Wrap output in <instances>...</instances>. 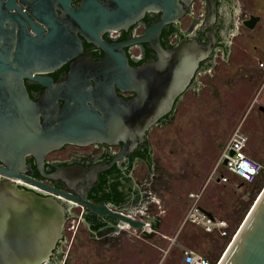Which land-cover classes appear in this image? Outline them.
Returning a JSON list of instances; mask_svg holds the SVG:
<instances>
[{
    "label": "flooded vegetation",
    "instance_id": "obj_1",
    "mask_svg": "<svg viewBox=\"0 0 264 264\" xmlns=\"http://www.w3.org/2000/svg\"><path fill=\"white\" fill-rule=\"evenodd\" d=\"M136 1L124 0L123 7L131 9ZM83 2L84 0H70L69 6L77 9ZM16 3L25 12L29 32H32L29 20L45 32L50 26H57L59 22L56 23L49 15V10L54 9L65 28L71 29L76 35L71 43L76 52L74 55L50 71L34 74L50 80L49 87L35 77H22L26 94L34 103H42L49 88L57 94L54 100L56 108L45 104L36 108L39 125L44 122V116L51 112L56 113V116L64 115V108L80 98H84L85 104L92 107L96 114L103 115V111L112 110V92L125 102L136 100V105L126 106L124 109L116 107V112L121 110L125 122L142 125L143 118L139 117V120L137 115L152 112L148 105L145 106V99L146 104H151L155 96L164 95L160 90L170 79L167 73L175 54L182 49L200 56L204 54L198 60L185 89L174 98L171 107L149 125L142 140L128 142L120 138L94 139L84 143L64 140L53 149H31L24 154L20 163L7 155L4 144L0 145V178L14 175L11 179L22 189L45 197L55 196L71 203L64 225L70 222L71 226H85L97 233H110L119 226V220L110 214L93 212L79 203L78 199L84 197L96 207L129 213L135 219L147 216L151 220V226L156 227L159 222L158 214L145 213V210H148V203H155V185L164 179L165 173L158 164L151 134L172 123L182 96L190 87L198 86V77L214 65L216 56L226 57L229 54L233 43L231 39L238 33L240 25L245 27L242 21L252 13L246 16L242 14L243 8L238 0H174L166 21H163L160 9L134 12L118 19L115 15L120 8L117 0H92L88 11L89 25L81 28L72 16L62 10L57 0H24V4L16 0ZM112 11L116 13L112 15ZM113 18H117L119 22L113 23ZM143 36L147 40H141ZM96 39L120 45L132 68L146 63L154 65V70L160 75L152 82L141 85L142 89L148 90L145 97L143 92L140 94L128 86L121 88L112 81L111 75L100 73L98 65L104 60L106 53ZM76 64L81 66L80 72L90 71V74L71 75V67ZM109 64L111 65L110 62ZM5 77L0 75V121L8 119L10 123L16 119L17 108L14 106V96L3 95L6 94ZM22 110L24 118L29 116L31 111L26 105ZM11 132L12 135L15 134L14 131ZM3 133L0 131V136ZM11 161L17 163H7ZM161 186L167 187L164 183ZM62 194H67V197ZM63 240L64 234L57 243L54 254L45 264H63Z\"/></svg>",
    "mask_w": 264,
    "mask_h": 264
},
{
    "label": "water",
    "instance_id": "obj_2",
    "mask_svg": "<svg viewBox=\"0 0 264 264\" xmlns=\"http://www.w3.org/2000/svg\"><path fill=\"white\" fill-rule=\"evenodd\" d=\"M57 1L62 10L72 16L81 28L89 25L88 11L92 0H84L77 9L69 6L70 0ZM19 2L24 4V0ZM117 2L120 6L119 13L112 11L111 14L116 13L118 19L128 17L134 12L160 9L163 12V21H166L168 12L174 6V0H137L130 9L123 7L124 0ZM49 15L56 23L59 22L57 26L54 24L45 32L29 20L32 29V32H29L25 12L16 0H0V75L6 76L4 81L6 94L3 95L14 96V106L17 108L16 119L10 122L11 124L8 119L0 121V131L4 132L0 136V145L4 144L7 155L17 159L19 163L22 162L24 154L31 149L39 148L42 151L53 149L64 140L84 143L94 139L120 138L128 142L144 139L149 125L160 117L164 110L171 107L174 98L189 83L198 60L204 56L192 53L188 49H182L175 54L167 73L170 79L160 90L164 95L155 96L151 104H146L145 99V106L148 105L152 112L137 115L139 120L143 118L142 125L125 122L121 110L116 112V107L124 109L126 106L136 105V100L125 102L113 92L110 97L112 110L103 111V115L96 114L92 107L85 104V99L80 98L73 100L64 108V115L56 116V113L51 112L44 116V122L39 125L36 108L43 104L56 108L54 100L57 94L49 88L42 103L41 101L34 103L26 94L22 77H35L49 87L50 80L34 74L50 71L76 53L71 46L72 39L76 38L74 31L65 28L54 9L49 10ZM259 18V15L250 14L242 23L246 28L253 29ZM118 19L113 18V23H118ZM141 40L147 38L143 36ZM96 41L106 53L104 60L98 65L100 73L111 75L112 81L121 88L128 86L140 94L143 92L142 95L145 97L148 90L142 89L141 85L152 82L160 75L154 70V65L146 63L141 67L132 68L128 65L127 57L120 45L107 44L98 39ZM80 69L81 66L73 65L70 74H90V71L80 72ZM25 105L31 112L24 118L22 107ZM259 108L264 111V107ZM11 131L15 134L12 135ZM222 163L225 164L226 160L223 159ZM8 177L0 178V264H45L54 254L57 243L63 236L64 223L70 212L71 203L55 196L45 197L22 189L11 179L14 175ZM62 195L67 197V194ZM78 202L93 212L110 214L119 220V226L116 228L125 225L146 230L151 226L150 218L144 215L140 219H135L129 213L96 207L84 197L78 199ZM201 210L207 216L213 217L210 211L204 208ZM219 264H264V189Z\"/></svg>",
    "mask_w": 264,
    "mask_h": 264
},
{
    "label": "rangeland",
    "instance_id": "obj_3",
    "mask_svg": "<svg viewBox=\"0 0 264 264\" xmlns=\"http://www.w3.org/2000/svg\"><path fill=\"white\" fill-rule=\"evenodd\" d=\"M238 1L242 14L260 19L253 29L240 25L229 54L215 57L214 65L198 77V86L190 87L180 99L172 123L151 134L165 174L155 185V203L149 201L145 213H157L158 225L97 233L66 223L63 264H182V247L191 248L210 264L221 259L264 188V111L259 108L264 107L260 66L264 63V0ZM237 127L248 137L247 154L263 165L250 183L229 173L223 163L211 175ZM218 174L229 181H218ZM191 193L198 195L200 206L226 223L224 235L182 223L193 200Z\"/></svg>",
    "mask_w": 264,
    "mask_h": 264
},
{
    "label": "built area",
    "instance_id": "obj_4",
    "mask_svg": "<svg viewBox=\"0 0 264 264\" xmlns=\"http://www.w3.org/2000/svg\"><path fill=\"white\" fill-rule=\"evenodd\" d=\"M260 66L264 69V63ZM247 143V135L242 132L239 127L235 128L226 142L219 161L211 175L217 173L218 165L225 159L226 163L224 166L229 173L235 175L242 182H253L263 169V165L257 159L247 154L245 151ZM218 181L227 183L229 179L226 175L218 174ZM189 195L193 200L182 223L190 222L202 227L206 232L211 233L216 231L224 235L226 223L221 219H216L214 216L212 218L207 216L206 213L201 210L202 207L198 203V195L193 193ZM182 264H210V262L191 248L182 247Z\"/></svg>",
    "mask_w": 264,
    "mask_h": 264
},
{
    "label": "bare ground",
    "instance_id": "obj_5",
    "mask_svg": "<svg viewBox=\"0 0 264 264\" xmlns=\"http://www.w3.org/2000/svg\"><path fill=\"white\" fill-rule=\"evenodd\" d=\"M263 189H264V188H263ZM263 189H262V190H263ZM261 192H262V191H261ZM261 192H260V193H261ZM259 195H260V194H259ZM259 195H258V196H259ZM257 198H258V197H257ZM256 200H257V199H256ZM256 200H255V202H256ZM255 202H254V204H255ZM254 204L252 205V207L254 206ZM252 207H251V208H252ZM250 210H251V209H250ZM249 212H250V211H249ZM249 212H248V213H249ZM245 218H246V217H245ZM244 220H245V219H244ZM243 222H244V221H243ZM243 222H242V223H243ZM241 225H242V224H241ZM121 227H128V226L122 225V226H120L119 228H121ZM239 228H240V227H239ZM116 229H118V228H116ZM238 230H239V229H238ZM238 230H237V232H238ZM237 232H236V234H237ZM236 234L234 235V237L236 236ZM234 237H233V238H234ZM232 240H233V239H232ZM232 240H231V242H232ZM229 246H230V243H229L228 247H229ZM228 247H227V248H228ZM226 250H227V249H226ZM226 250H225V252H226ZM225 252H224V254H225ZM224 254L222 255L221 259L217 262V264H219V263L221 262V260H222V258H223V256H224Z\"/></svg>",
    "mask_w": 264,
    "mask_h": 264
},
{
    "label": "crops",
    "instance_id": "obj_6",
    "mask_svg": "<svg viewBox=\"0 0 264 264\" xmlns=\"http://www.w3.org/2000/svg\"><path fill=\"white\" fill-rule=\"evenodd\" d=\"M202 207V206H201ZM203 208V207H202ZM204 209H206V208H204ZM207 210V209H206ZM209 211V210H208Z\"/></svg>",
    "mask_w": 264,
    "mask_h": 264
}]
</instances>
